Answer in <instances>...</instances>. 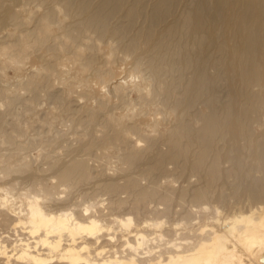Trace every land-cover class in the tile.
<instances>
[{"label":"bare ground","instance_id":"obj_1","mask_svg":"<svg viewBox=\"0 0 264 264\" xmlns=\"http://www.w3.org/2000/svg\"><path fill=\"white\" fill-rule=\"evenodd\" d=\"M0 161V264H253L264 0H0Z\"/></svg>","mask_w":264,"mask_h":264},{"label":"rangeland","instance_id":"obj_2","mask_svg":"<svg viewBox=\"0 0 264 264\" xmlns=\"http://www.w3.org/2000/svg\"><path fill=\"white\" fill-rule=\"evenodd\" d=\"M61 32V31H60ZM60 32H58V33H60ZM39 56L38 55H36V54H30V56L27 58V60L24 62V64H23V66H20L18 69H9V70H5V71H3V74H5V79H7V81L9 82V81H14V82H16V80L17 81H22L23 80V78L24 77H27V75H28V72L32 69H34V68H39L40 67V61H39ZM67 64H66V68L68 69L69 68V70H70V65H71V62H69V61H67L66 62ZM39 65V66H38ZM117 69H119V70H117L118 71V74H117V79L118 78H123L124 76L123 75H125L126 74V71H124L122 68H121V66H120V68H117ZM18 71V72H17ZM54 78H57V77H54ZM25 79V78H24ZM98 88H100V85H98L97 87H96V89H97V91H98ZM24 103V102H23ZM23 105H25V104H23ZM35 113H33L32 115H34ZM59 125L58 123H55V126H57V125ZM59 127V129H60V126H58ZM71 136V135H70ZM72 137V136H71ZM50 148V147H49ZM51 150V149H50ZM39 151V152H38ZM41 149H36L35 151L34 150H32L29 154H28V156H24V158L23 159H25V160H28V162L27 161H25V162H23V160H22V165L21 166H29V164L31 165V164H33V162H36V163H34V164H38L39 163V165H43V158H44V156H45V153L44 152H46V151H44V150H42L41 152ZM26 154V155H27ZM50 155H52L51 153H49ZM22 156V155H21ZM41 156H42V158H41ZM23 157V156H22ZM19 158H20V156H19ZM18 160V159H17ZM15 161L14 163H16V164H18V163H20L21 164V162H19V161ZM30 160H31V162H30ZM13 162V161H12ZM30 162V163H29ZM24 163V164H23ZM0 166H3V163L0 161ZM45 166V165H44ZM50 179H53V181H56V179H54L53 177H51ZM1 182V181H0ZM16 184V185H15ZM10 185L12 186H16V188L14 189V191H16V190H21V188L22 187H24V185L21 183L20 184V181H17L16 180V183H15V181H13V183H10ZM20 185V186H19ZM21 185H23V186H21ZM21 187V188H20ZM58 191H61L62 193H60V197H63V198H65V196H66V194H67V192H68V188H67V190H66V187H64V186H59L58 187ZM41 201H44V199H41ZM2 207V205H0V208ZM10 210H12V208H9ZM8 209V210H9ZM79 209H83V207L82 206H80V208ZM95 209H97V211L98 210H100L101 208H99L98 207V205H96V207H95ZM248 209V208H247ZM245 207L243 208V211L244 212H248V214L251 216L252 215V213H253V211L250 209H248L247 210ZM6 211H7V208H6ZM9 212V211H8ZM233 212V211H232ZM253 216V215H252ZM251 216V218L252 219H247V222L249 221V224L252 226V227H254V228H257V226L260 224V222L257 220V219H255L254 217H255V215L252 217ZM101 223V222H100ZM104 223V221L101 223V225ZM260 228V227H259ZM260 231V232H259ZM107 232H110V230H108ZM263 232H264V227H261L259 230H258V232L256 233L258 236H262L263 235ZM118 237H119V235L118 236H114V241H115V245H116V243H117V245H118V242H120V241H117V239H118ZM106 237H104V235H103V237H102V239L100 240V242H99V244H97V246H99L100 244H103V243H105V239ZM12 239H15V236L14 237H12ZM261 239H263V238H261ZM121 240V239H120ZM13 241V240H12ZM110 243V242H109ZM264 255V245H263V248L262 249H260L259 251L258 250H256V252L254 253V254H252V259H253V264H261L260 262H259V259L261 258V256H263Z\"/></svg>","mask_w":264,"mask_h":264}]
</instances>
